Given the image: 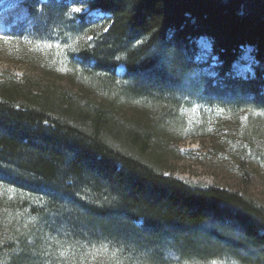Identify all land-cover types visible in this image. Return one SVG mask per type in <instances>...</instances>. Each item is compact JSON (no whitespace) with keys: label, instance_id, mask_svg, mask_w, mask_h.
<instances>
[{"label":"trees","instance_id":"1","mask_svg":"<svg viewBox=\"0 0 264 264\" xmlns=\"http://www.w3.org/2000/svg\"><path fill=\"white\" fill-rule=\"evenodd\" d=\"M75 1L24 0L19 8L35 32L85 40L67 62L77 91L34 90L0 75V215L13 218L0 228V264L13 263L4 257L13 238L26 243L16 229L25 216L47 229L58 224L73 243L104 242L138 258L175 244L197 261L226 251L264 264L260 206L163 166L170 100L187 91L178 83L195 66L199 37L217 58L200 96L231 110L264 109V0H80L81 13L71 10ZM245 46L257 64L253 76L239 78L232 65Z\"/></svg>","mask_w":264,"mask_h":264},{"label":"rangeland","instance_id":"2","mask_svg":"<svg viewBox=\"0 0 264 264\" xmlns=\"http://www.w3.org/2000/svg\"><path fill=\"white\" fill-rule=\"evenodd\" d=\"M22 1L0 0V12L13 4L15 10L6 25L1 23L4 15H0V75L6 72L17 80L25 79L24 85L34 90H41L44 85L76 89L70 81L67 62L69 58L77 60V48L85 37L79 33L56 35L55 30L49 34L50 29L45 34L46 29L40 27L37 32L29 29V20L23 18L22 11L16 10ZM79 1L74 2L72 12H84ZM90 15L106 16L102 12ZM195 47V66L178 83L182 91H187L174 94L175 102L170 100L175 107H170L164 171L170 170L178 179L195 185L219 184L249 198L264 211V109L246 103L231 110L223 107L215 96L209 101L201 97L199 90L204 79L215 76L213 68L217 58L211 54V42L207 37L196 39ZM252 51L251 46L241 48L239 58L232 65L235 76L254 75L257 62ZM120 71L122 67H118L116 73ZM83 95L94 96L88 91ZM2 208L0 206V211ZM4 217L0 215V228L13 226V218L5 220ZM3 221H7L6 225ZM34 222L35 218L25 216L16 226L26 243L23 245L18 236L13 238L14 248L4 252V255L13 256L12 264H250L226 251L197 261L180 256L175 244L161 246L156 253L145 248L138 258L131 249L119 250L118 254V250L104 242L73 243L58 224L47 229L46 225L36 221L37 226ZM0 242L4 244V240Z\"/></svg>","mask_w":264,"mask_h":264}]
</instances>
